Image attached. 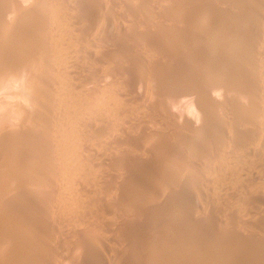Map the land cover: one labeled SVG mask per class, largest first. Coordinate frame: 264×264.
<instances>
[{"label":"rangeland","instance_id":"rangeland-1","mask_svg":"<svg viewBox=\"0 0 264 264\" xmlns=\"http://www.w3.org/2000/svg\"><path fill=\"white\" fill-rule=\"evenodd\" d=\"M15 1L0 264H264V0Z\"/></svg>","mask_w":264,"mask_h":264},{"label":"bare ground","instance_id":"bare-ground-1","mask_svg":"<svg viewBox=\"0 0 264 264\" xmlns=\"http://www.w3.org/2000/svg\"><path fill=\"white\" fill-rule=\"evenodd\" d=\"M41 1V0H40ZM16 3H20V2H18L17 0L15 1V7L17 6V4ZM157 3V2H156ZM14 4V3H13ZM40 5H41V3L39 2V1H36L35 2V4H34V8H35V10H36V8L37 7H39L40 8ZM20 6V5H19ZM19 6H17L16 7V9H15V7L13 6V10L16 12V16H18V18L19 17H21L20 16V14L19 13H21L19 10V8L21 7H19ZM2 7V6H1ZM19 7V8H18ZM165 7V6H164ZM42 8V7H41ZM32 9H33V7H32ZM7 10V9H6ZM35 10H33L32 11V13H37V12H35ZM4 11V10H3ZM6 12V11H5ZM8 13V10H7V12H6V14ZM158 13V12H157ZM8 15L10 16V14L8 13ZM23 15V14H22ZM159 17V16H158ZM14 17H12V19H13ZM160 19V18H159ZM3 20H5V18L3 19ZM14 21H15V18L13 19ZM8 21V20H7ZM5 25H7V24H5ZM155 29V28H154ZM24 33V32H23ZM20 34V33H19ZM16 35V34H15ZM121 35V34H120ZM124 35V34H123ZM161 35V34H160ZM26 36V35H25ZM25 40H27V37H25ZM166 50V49H165ZM166 52V51H165ZM221 77V76H220ZM220 82V81H219ZM215 83V82H214ZM228 84V83H227ZM256 84V83H255ZM47 85V84H46ZM212 87H214V86H212ZM237 87V86H236ZM221 90H223L222 88L220 89V92H221ZM217 91V90H216ZM251 92V91H250ZM246 99V98H245ZM238 101V100H237ZM216 107V106H215ZM223 107V106H222ZM235 107V106H234ZM199 110H200V108H199ZM200 112H202V111H200ZM213 114V113H212ZM257 120V119H256ZM213 124V123H212ZM18 127V126H17ZM222 128V127H221ZM254 128V127H253ZM254 131V130H253ZM215 134V133H214ZM260 135V134H259ZM223 136V135H222ZM234 136V135H233ZM251 138V137H250ZM220 139H222V138H220ZM233 146V145H232ZM235 147V146H234ZM225 156V155H224ZM224 168V167H223ZM191 178V177H190ZM212 179V178H211ZM173 180V179H172ZM174 182V181H173ZM240 184V183H239ZM210 185V184H209ZM25 186V185H24ZM148 186V185H147ZM240 187V186H239ZM25 190V189H24ZM218 191V190H217ZM142 195V194H141ZM255 196V195H254ZM211 197V196H210ZM153 198H155V197H153ZM198 198V197H197ZM257 198V197H256ZM134 199H136L137 200V198H134ZM201 199V198H200ZM162 200V199H161ZM135 201V200H134ZM177 201V200H176ZM194 201V200H193ZM36 202V201H35ZM37 203V202H36ZM46 203V202H45ZM111 206V205H110ZM165 207V206H164ZM172 207V206H171ZM169 208H170V206H169ZM107 211V210H106ZM168 211V210H167ZM90 214V213H89ZM170 214V213H169ZM170 217V216H169ZM103 219V218H102ZM211 220V219H210ZM93 222V221H92ZM126 224V223H125ZM140 226V225H139ZM146 227V226H145ZM212 228V227H211ZM115 231V230H114ZM210 237V236H209ZM39 240V239H38ZM45 241V240H44ZM234 242V241H233ZM42 243V242H41ZM34 246V245H33ZM37 246V245H36ZM52 246V245H51ZM253 247V246H252ZM254 248V247H253ZM66 249V248H65ZM253 250H255V248L253 249ZM40 253V252H39ZM42 253V252H41ZM27 255V254H26ZM254 258V257H253ZM16 261V260H15ZM16 263V262H15ZM17 264V263H16Z\"/></svg>","mask_w":264,"mask_h":264}]
</instances>
